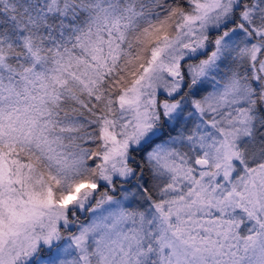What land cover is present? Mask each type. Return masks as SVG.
Returning <instances> with one entry per match:
<instances>
[{"label":"snow or ice","instance_id":"obj_1","mask_svg":"<svg viewBox=\"0 0 264 264\" xmlns=\"http://www.w3.org/2000/svg\"><path fill=\"white\" fill-rule=\"evenodd\" d=\"M0 264H264V0H0Z\"/></svg>","mask_w":264,"mask_h":264},{"label":"trees","instance_id":"obj_2","mask_svg":"<svg viewBox=\"0 0 264 264\" xmlns=\"http://www.w3.org/2000/svg\"><path fill=\"white\" fill-rule=\"evenodd\" d=\"M137 159L140 160V155L137 156ZM90 211H81L78 213L77 220L80 224H88L90 222Z\"/></svg>","mask_w":264,"mask_h":264},{"label":"rangeland","instance_id":"obj_3","mask_svg":"<svg viewBox=\"0 0 264 264\" xmlns=\"http://www.w3.org/2000/svg\"><path fill=\"white\" fill-rule=\"evenodd\" d=\"M163 98V96L161 95V96H158V99H162ZM235 175V174H234ZM146 179H148V177L146 176ZM130 200H131V198H129ZM128 202H126V204H127ZM139 206H146L145 205V202L143 201V200H139V202H138V204H133L132 205V207H139ZM107 207V206H106ZM85 212V211H84ZM237 213H239V210H237ZM96 215V213H92V212H90V222L89 223H91V221H92V219H93V217ZM85 225H87V224H85ZM241 231H243V226H242V229H241ZM66 235H67V233H65Z\"/></svg>","mask_w":264,"mask_h":264}]
</instances>
